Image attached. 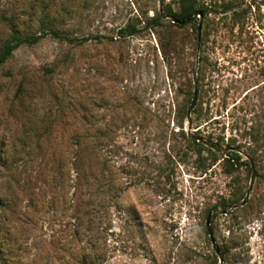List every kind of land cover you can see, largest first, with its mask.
<instances>
[{
  "label": "rangeland",
  "instance_id": "obj_1",
  "mask_svg": "<svg viewBox=\"0 0 264 264\" xmlns=\"http://www.w3.org/2000/svg\"><path fill=\"white\" fill-rule=\"evenodd\" d=\"M194 5L208 9L199 48L200 18L173 23L159 0H0V43L12 30L64 35L0 65V159L29 163L17 207L0 208V264H219L206 218L245 199L251 167L188 140L196 63L192 131L256 169L245 204L211 219L223 264H264V0ZM78 139L121 189L102 222L77 205Z\"/></svg>",
  "mask_w": 264,
  "mask_h": 264
},
{
  "label": "trees",
  "instance_id": "obj_2",
  "mask_svg": "<svg viewBox=\"0 0 264 264\" xmlns=\"http://www.w3.org/2000/svg\"><path fill=\"white\" fill-rule=\"evenodd\" d=\"M194 2L195 0H180L181 7L179 11L174 12L171 8H165L163 10L164 13L174 16L177 19L189 18L196 10L199 9L202 11V14L207 13V7L202 5L195 6ZM157 19L158 17H154L149 20L157 22ZM42 23L44 22L42 21ZM129 26L130 25L120 28L118 30V34H132L135 29L132 27L130 31ZM48 34H52L55 37H64V35H62L56 29L46 30L43 27L39 33L21 34L18 31L12 30L0 43V65L6 62L12 56L14 50L19 46L24 44H35ZM180 127H182V125H180ZM188 140L196 146L206 149L209 153H215V151L212 149L192 138H188ZM75 144L78 145L76 151L79 154H82L71 162L77 175V180L74 187L78 190V208L80 209V207L83 205L85 208L84 213L87 214L89 205L94 207L95 218L98 217L99 221L102 222L107 218L109 207L112 201L117 200L119 197V191L121 189L115 188V191H112V187H114L113 178L110 176V174H106V171L109 170L108 160H98L96 157V145L93 144L92 141H80L78 139L75 141ZM229 152H232L233 156L227 158L226 161L231 166H233L234 161L238 162L239 154L233 151ZM197 153L199 156L201 154V149H198ZM28 164V161L22 160L20 158L10 160L4 158L0 159V168L3 169V171L0 173V208L8 209L12 207V209L15 210L17 207L20 196L26 189L27 183L29 181L28 174H25L24 176L22 175L26 172ZM61 165L65 166V162L63 161ZM225 206L226 204L224 203L223 207ZM7 228V224L3 223V220L0 219V238L5 233L8 234L6 231ZM102 232H104V228L97 227V233L101 235ZM204 232L208 234L206 228L204 229ZM1 250L2 248L0 247V251Z\"/></svg>",
  "mask_w": 264,
  "mask_h": 264
},
{
  "label": "water",
  "instance_id": "obj_3",
  "mask_svg": "<svg viewBox=\"0 0 264 264\" xmlns=\"http://www.w3.org/2000/svg\"><path fill=\"white\" fill-rule=\"evenodd\" d=\"M159 13H160L162 18L170 19L171 22L177 23L179 25H185V24L191 22L192 20H194L195 18L199 17L200 21L198 23V34H197V41H198V47L197 48H199V43H200V38H201V17L203 15L201 10H196L194 12V14L191 17H189V18L177 19L174 16H171L169 14L164 13L163 6H162V0H159ZM196 69H197V63H196L195 68L193 69L194 89H193L192 99H191L190 105H189V107L187 109V112H186L187 136L189 138H192V139L196 140L199 143L204 144L206 147H208V148H210V149H212V150H214V151H216L218 153L225 154L228 151H237L238 153H242L243 155H245V157L249 161V164H250V167H251L250 185H249V187L247 189V193H246L245 199L242 200L240 203H236V204L232 205L229 208H226V209H223L221 211L216 212L215 214L209 213L207 218H206L205 228H206V230L208 232L209 239L211 241V244H212V247H213L215 253L218 255L219 264H223L224 263V257H223V255L221 253V250H220L219 246L216 243V240H215V237H214V234H213V230L211 228V219L214 218L218 214H227L228 211H230L232 209H235V208H237L239 206H243L245 204V202L247 200V197L249 195V192L251 190L252 184H253L254 179H255L256 169H255L254 161L251 158V156L249 154L243 152L240 148H238L236 146H233V145H230V144L222 145L220 143H217V142L211 141L209 139H206L203 135H200L198 133H194L192 131V128H191V112L193 111V109L195 107V104H196V101H197V96H198V81H197V77H196V74H197Z\"/></svg>",
  "mask_w": 264,
  "mask_h": 264
}]
</instances>
